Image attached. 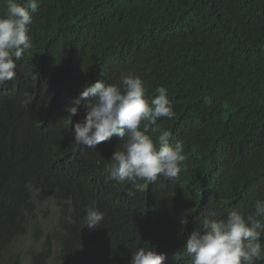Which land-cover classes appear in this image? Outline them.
I'll return each mask as SVG.
<instances>
[{"label": "trees", "instance_id": "16d2710c", "mask_svg": "<svg viewBox=\"0 0 264 264\" xmlns=\"http://www.w3.org/2000/svg\"><path fill=\"white\" fill-rule=\"evenodd\" d=\"M38 3L32 48L0 86V264H129L145 243L163 264H188L196 216L218 206L251 212L264 199V0ZM121 73L140 77L149 97L167 89L176 115L157 123L185 145L176 179L158 177L132 196L106 170L115 136L94 148L72 139L87 101L71 124L63 119L85 84L118 83ZM93 203L104 220L82 228ZM40 205L45 217L48 207L57 213L44 235Z\"/></svg>", "mask_w": 264, "mask_h": 264}, {"label": "clouds", "instance_id": "9594fccd", "mask_svg": "<svg viewBox=\"0 0 264 264\" xmlns=\"http://www.w3.org/2000/svg\"><path fill=\"white\" fill-rule=\"evenodd\" d=\"M38 10V0H5L0 14V86L15 79L16 61L32 48L29 32ZM147 91L140 77L121 73L118 83L98 80L85 84L64 109L67 116L63 119L71 124L82 101H87L83 120L72 130L75 144L94 148L113 136L117 138L119 148L116 146L106 161V170L117 184H131L129 196L146 192L158 177L176 179L186 167L184 141L169 143L172 133L157 123L176 115L167 89L156 87L153 97ZM103 220L104 213L90 204L85 208L82 228L95 230ZM195 221L197 227L184 247L190 258L188 264L264 261V199H256L251 212L218 206L196 216ZM47 231L44 229L43 235ZM28 241L35 242V236ZM145 245L131 252L129 264H163L165 255L155 246Z\"/></svg>", "mask_w": 264, "mask_h": 264}, {"label": "rangeland", "instance_id": "374dc122", "mask_svg": "<svg viewBox=\"0 0 264 264\" xmlns=\"http://www.w3.org/2000/svg\"><path fill=\"white\" fill-rule=\"evenodd\" d=\"M36 201L40 204H49L51 205L52 202L48 199V197L44 194H37L36 195ZM47 206L45 205H40L38 206V218L42 223V226L44 227V229H48V230H52L55 226L56 223V210L52 207H48L49 210L46 212V217L43 214V211L46 209ZM33 237V229L29 228L28 230V234H27V239L32 238ZM29 244H25L23 243L21 246V253H23L22 251H26L27 247ZM24 264H28V260L24 263Z\"/></svg>", "mask_w": 264, "mask_h": 264}]
</instances>
